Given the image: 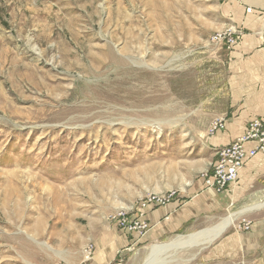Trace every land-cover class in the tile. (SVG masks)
Wrapping results in <instances>:
<instances>
[{
  "label": "rangeland",
  "instance_id": "374dc122",
  "mask_svg": "<svg viewBox=\"0 0 264 264\" xmlns=\"http://www.w3.org/2000/svg\"><path fill=\"white\" fill-rule=\"evenodd\" d=\"M232 2L0 0V264H77L83 257L59 260V250L116 227L113 212L194 191L214 162L211 125L231 116L234 49L213 37L233 27ZM255 88L264 92L242 87L233 108L264 121L250 117L261 108ZM238 182L189 233L240 213L211 241L168 249L172 237L155 254L139 244L111 264H217L218 236L264 222V205L247 210L264 197ZM93 252L86 242L82 264Z\"/></svg>",
  "mask_w": 264,
  "mask_h": 264
},
{
  "label": "crops",
  "instance_id": "0c3cea01",
  "mask_svg": "<svg viewBox=\"0 0 264 264\" xmlns=\"http://www.w3.org/2000/svg\"><path fill=\"white\" fill-rule=\"evenodd\" d=\"M230 7L231 25L242 29L244 34L234 50L228 53L230 84L235 86L236 91H232V110L230 119L226 121V128L210 138L209 146L214 151L210 164L217 158V149L242 135L251 120L247 118L250 113L233 108L234 103L244 100L241 97L243 94H240L241 88L264 85V0H238L230 3ZM247 8H251V12H247ZM255 93L253 101L260 103L261 108L256 107L255 111H250V117L261 115L264 118V92L258 94L255 88ZM246 99L245 97V101ZM240 178L241 186L248 185L254 198L264 197V154L251 159L241 170L239 182ZM191 184L193 192L181 194L180 191L169 205L148 212L147 217L152 227L144 238L136 240L105 223L98 232L92 236L89 234L86 241L73 245L71 249L59 250V260L66 261L71 255H76L83 257L77 264L84 263V246L91 241L94 252L90 264H111L122 257L125 251L139 244L142 249H146L172 237L189 235L200 227L209 208L216 207L213 199L217 195L213 190L206 189L200 178L193 179ZM260 208H250L248 211L258 212ZM215 255L217 264H264V222L251 223L248 231L236 229L222 233L215 241Z\"/></svg>",
  "mask_w": 264,
  "mask_h": 264
},
{
  "label": "built area",
  "instance_id": "2783aa9c",
  "mask_svg": "<svg viewBox=\"0 0 264 264\" xmlns=\"http://www.w3.org/2000/svg\"><path fill=\"white\" fill-rule=\"evenodd\" d=\"M238 1V0H233ZM251 12V8H247ZM241 31L229 27L215 33L216 42H224L227 50H233L239 43ZM226 128V120L219 118L211 125V132L215 133ZM217 158L211 167L200 176L207 189L220 195H226L230 187L235 184L241 170L254 157L264 154V121L256 117L247 124L242 135L231 143L217 149ZM176 192L167 194H151L141 199L135 207L120 208L110 215V220L121 232L136 240L144 238L152 227L147 215L152 209L169 205L173 202ZM239 230H250L251 223L242 221ZM92 249L88 252L90 253ZM57 264H66L59 262Z\"/></svg>",
  "mask_w": 264,
  "mask_h": 264
},
{
  "label": "bare ground",
  "instance_id": "6f19581e",
  "mask_svg": "<svg viewBox=\"0 0 264 264\" xmlns=\"http://www.w3.org/2000/svg\"><path fill=\"white\" fill-rule=\"evenodd\" d=\"M42 32V30H41ZM40 34V33H39ZM45 35V34H44ZM42 33L39 36H44ZM28 43L30 44L31 49H33L34 51H37L35 49V45L33 44V36L32 37H28ZM3 39V38H2ZM44 39V38H43ZM4 40V39H3ZM2 40V41H3ZM42 40V39H41ZM1 46V45H0ZM3 51V50H2ZM7 51V50H6ZM8 52V51H7ZM1 54V53H0ZM7 54V53H6ZM13 56V55H12ZM10 57V56H9ZM5 58V57H4ZM5 60V59H4ZM14 61V60H12ZM17 76V75H16ZM19 79V78H18ZM5 99V98H4ZM6 107V106H5ZM21 114V113H19ZM46 115V114H45ZM40 117V116H39ZM32 121V120H31ZM37 122V121H36ZM36 124V123H35ZM35 124H33L32 126H34ZM41 124V123H40ZM21 126V125H20ZM38 126V125H37ZM42 126V125H40ZM55 126V125H54ZM31 127V126H30ZM43 127V126H42ZM45 127V126H44ZM47 127V126H46ZM38 128V127H37ZM41 128V127H40ZM33 155V154H32ZM264 205V202L261 203V205L256 206V207H251V208H259L262 207ZM247 210H250L247 209ZM247 210H244L243 212L245 213ZM240 213H230L227 217H225L219 224H217L216 226L212 227L211 229H209L206 233L204 234H189V235H182V236H178L177 239L170 241V243H166L167 245L163 244V245H155L154 247L157 249H153L152 252L153 254H155L156 250L160 249V246H167L168 249L170 248H187V247H192L194 245H198L200 244L201 241H205L207 242V240H210L217 236L220 232H222L224 229H227L228 227H230L232 224L236 223V221L238 220V218L240 217ZM214 235V236H213ZM201 245V244H200ZM153 247V248H154ZM158 253V252H156Z\"/></svg>",
  "mask_w": 264,
  "mask_h": 264
}]
</instances>
